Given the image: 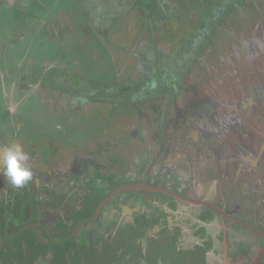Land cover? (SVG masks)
Masks as SVG:
<instances>
[{
	"label": "flooded vegetation",
	"instance_id": "obj_1",
	"mask_svg": "<svg viewBox=\"0 0 264 264\" xmlns=\"http://www.w3.org/2000/svg\"><path fill=\"white\" fill-rule=\"evenodd\" d=\"M135 3L0 0V147L33 172L0 174V264H264V0ZM87 37L127 72L85 74Z\"/></svg>",
	"mask_w": 264,
	"mask_h": 264
},
{
	"label": "rangeland",
	"instance_id": "obj_2",
	"mask_svg": "<svg viewBox=\"0 0 264 264\" xmlns=\"http://www.w3.org/2000/svg\"><path fill=\"white\" fill-rule=\"evenodd\" d=\"M244 5H248V4H244ZM73 14V12L70 13V16ZM75 20V19H73ZM79 25L80 22L74 24L75 28L76 25ZM157 27H160V25L158 23H155ZM127 26H130V23L126 24ZM154 22H150L149 25L145 24L144 25V32H148L150 31L151 34L154 35L155 33V28L153 27ZM169 29V27H168ZM167 29V30H168ZM76 30H78L76 28ZM129 30V29H127ZM169 32V31H168ZM142 33V32H141ZM104 41V40H103ZM102 39L100 38H96V37H87L86 39H83L81 41V43L76 42V50L75 52H73V55L75 57V59L79 60V63L77 64V66L80 68H84L82 69V71L87 74V75H91L94 76L99 82H103L102 85H104V82H108L109 80H111L113 78V75L115 73H118L119 75L124 73L125 70L127 72V63L129 64V60L127 61H123V63L121 65H117L115 58H111L112 53L110 48L108 47V44L105 43V41L103 42ZM113 57V56H112ZM97 64V65H96ZM96 65L97 69H94V66ZM96 95H102L104 94L101 90H97L95 92ZM106 104L105 102H103L102 104H99V106L97 105V107L99 108H103L105 107ZM108 106V105H107ZM123 116V115H122ZM122 116H117V118H115L117 123H120V119ZM125 118H127V116L124 114ZM124 118V124L128 125L129 122V118L128 120Z\"/></svg>",
	"mask_w": 264,
	"mask_h": 264
},
{
	"label": "clouds",
	"instance_id": "obj_3",
	"mask_svg": "<svg viewBox=\"0 0 264 264\" xmlns=\"http://www.w3.org/2000/svg\"><path fill=\"white\" fill-rule=\"evenodd\" d=\"M28 160V154L18 143L0 147V174L14 189H21L32 180L33 172Z\"/></svg>",
	"mask_w": 264,
	"mask_h": 264
},
{
	"label": "crops",
	"instance_id": "obj_4",
	"mask_svg": "<svg viewBox=\"0 0 264 264\" xmlns=\"http://www.w3.org/2000/svg\"><path fill=\"white\" fill-rule=\"evenodd\" d=\"M92 1L94 3L93 9H92L94 10V15L95 14H98L100 16L103 15V17L105 18V23H106L105 26H108L109 28H111V26L113 25L112 23L114 21L116 22L117 25L122 27V25L126 22V19H124V16L126 15L125 13L128 11L131 13L138 11L137 6L135 7L132 5V4H136L135 0H92ZM115 16H119V17L117 18ZM127 23H130V21L126 22L123 25V28L125 29L130 28V26L126 25ZM140 35L141 34H139V32L137 33L136 31H131L129 36L137 38ZM105 43L108 44V41Z\"/></svg>",
	"mask_w": 264,
	"mask_h": 264
}]
</instances>
